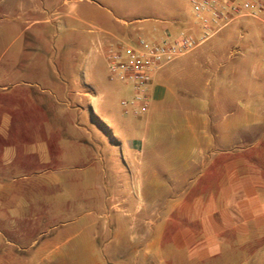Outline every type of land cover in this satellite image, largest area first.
<instances>
[{"label": "rangeland", "instance_id": "374dc122", "mask_svg": "<svg viewBox=\"0 0 264 264\" xmlns=\"http://www.w3.org/2000/svg\"><path fill=\"white\" fill-rule=\"evenodd\" d=\"M183 15L195 19L189 0H0V128L3 118L18 153L46 143L51 156L46 165L4 170L17 188L14 202L33 213L41 207L37 222L49 233L47 257L31 264H264V236L226 230L179 247L182 224L172 209L182 189H200L213 164L253 157L264 168V43L256 19L234 20L158 69L169 88L153 112L152 146L131 155L123 149L141 140L145 126L122 107L132 87L112 78L102 46L132 37L140 19L174 18L183 27ZM77 70L85 71L84 86L76 94L72 85L68 97L64 87ZM93 96L107 113L93 109ZM198 113L208 121L203 165L193 163L200 145L186 129ZM3 238L0 254L19 253L10 247L18 236Z\"/></svg>", "mask_w": 264, "mask_h": 264}, {"label": "crops", "instance_id": "0c3cea01", "mask_svg": "<svg viewBox=\"0 0 264 264\" xmlns=\"http://www.w3.org/2000/svg\"><path fill=\"white\" fill-rule=\"evenodd\" d=\"M183 16L188 18L186 15ZM194 18V21L188 18L183 27L174 18H143L139 20L142 25L132 28L134 33L132 37H118L117 41L131 42L140 35L150 38L161 36L165 29H168L173 35H176L181 29L192 30L198 35L201 23L195 14ZM256 20L259 22V24L255 25L256 28H261L262 34H264V23L258 19ZM240 36L244 37V35ZM261 41L263 42V40ZM232 50L241 52L242 49L236 46ZM84 78L85 71L77 70L72 83L66 82L64 94L72 97V85L76 87V94H78V87L83 89ZM167 80L166 72L155 71L149 91L150 106L148 110L140 115L133 114L134 116H141L143 119L145 126L143 137L141 140L127 141L123 146L125 153L129 155L137 151L146 153L148 149L146 147L152 146L149 140L151 136L149 129L151 128L154 116L153 112L156 111L159 103L166 97L169 88L166 84ZM1 88L6 89V86ZM91 88H93L92 85ZM53 95L55 96V94ZM74 99L79 100L82 104L83 96L76 95ZM95 100L94 96L90 100V105L93 109L97 111L99 108L104 113H107V107L101 102L102 100H99V102ZM240 104L245 106L243 101ZM80 106V113H82L85 109L84 106ZM207 122L206 116L203 113L193 114V116L186 120L188 133L200 145L198 150L199 157L197 161L193 162L194 164L199 161L203 165L207 161L205 148L202 147L207 141ZM6 124L8 122L1 118V125L3 127L0 128V142L7 140L8 143H3V145L0 143V236H2V238L0 237V246L3 244V236H18V239L15 240L16 242H11L10 247L15 251H19V253L14 252L11 255L1 253L0 264H31L36 259L43 260L47 257L50 244L49 239L43 237L49 233L47 230H41L40 222H37V219H42V216L39 214L41 213L40 210H42L41 207L37 210V213L40 211L37 214L26 211L20 200L16 201L17 203L14 202L17 188L5 180L4 170L6 167H12L16 162L19 164L30 162L46 165L51 160L50 150L46 143H43L28 151L18 153L11 146L10 132ZM250 133L253 134V132ZM215 135L217 136L219 133L216 132ZM190 168V164L185 165V170H189ZM211 169L213 171L212 175H209L210 177L201 184L200 189L196 193L182 189L184 188L182 184L184 179L181 172L177 173L175 177L179 184L178 187L182 189L172 205L173 211H175L177 218L181 220L182 224L176 230L179 247L195 243V235L197 234H222L226 230H233L235 234L241 236L243 239L254 240L257 237L264 236V168L255 158L243 157L241 160H222L218 165H211ZM212 180L217 184L216 193L212 189H207L213 187ZM9 202L12 203L10 207H8ZM4 209L6 210L5 212L3 211ZM22 236L39 237L29 239ZM1 250L3 251L2 248Z\"/></svg>", "mask_w": 264, "mask_h": 264}, {"label": "built area", "instance_id": "2783aa9c", "mask_svg": "<svg viewBox=\"0 0 264 264\" xmlns=\"http://www.w3.org/2000/svg\"><path fill=\"white\" fill-rule=\"evenodd\" d=\"M189 2L201 23L198 35L189 29L173 35L165 29L161 36L140 35L131 42H108L102 46L112 78L123 79L132 87V96L121 100L126 113L140 115L148 110L153 74L163 65L187 54L236 19L250 17L264 23V0Z\"/></svg>", "mask_w": 264, "mask_h": 264}]
</instances>
